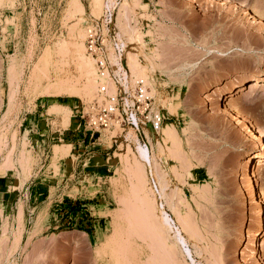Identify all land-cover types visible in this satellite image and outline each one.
<instances>
[{
    "label": "rangeland",
    "instance_id": "374dc122",
    "mask_svg": "<svg viewBox=\"0 0 264 264\" xmlns=\"http://www.w3.org/2000/svg\"><path fill=\"white\" fill-rule=\"evenodd\" d=\"M71 1L0 0V264H264V233L254 236L264 222V80L251 83L264 71V23L251 13L264 15V0H103L98 15L91 0H78L82 11ZM106 2L117 17L125 2L135 51L158 55L156 94L148 89L163 124L147 140L114 128L88 142L78 127L96 91L84 94L73 46L93 64L85 29ZM236 84L226 102L255 140L223 112L218 95ZM257 144L263 157L246 168ZM139 145L150 152L145 194L134 188Z\"/></svg>",
    "mask_w": 264,
    "mask_h": 264
},
{
    "label": "built area",
    "instance_id": "2783aa9c",
    "mask_svg": "<svg viewBox=\"0 0 264 264\" xmlns=\"http://www.w3.org/2000/svg\"><path fill=\"white\" fill-rule=\"evenodd\" d=\"M116 12L104 8L101 16L85 29L86 55L93 61L98 84L94 99L83 108L79 126L87 141L103 130H131L137 139L156 135L163 124L160 111L141 78L131 80L126 51L117 37ZM114 138L119 139V135Z\"/></svg>",
    "mask_w": 264,
    "mask_h": 264
},
{
    "label": "bare ground",
    "instance_id": "6f19581e",
    "mask_svg": "<svg viewBox=\"0 0 264 264\" xmlns=\"http://www.w3.org/2000/svg\"><path fill=\"white\" fill-rule=\"evenodd\" d=\"M92 1V3H93V8H94V11H95V14H97L98 15V13H100V9H101V7H102V5H103V0H91ZM112 0H110V2H111ZM225 0H223V2H224ZM229 1V0H228ZM115 3V2H114ZM113 3V4H114ZM124 3L125 2H123V4H122V6H123V13L121 12L120 14H119V16L117 17L116 16V30H117V37H118V39L119 40H121L124 44H126L127 46H129L130 48H129V52L127 53V66H128V69H129V72H130V76H131V80L133 81V80H135L136 78H141L144 82H145V84L147 85V87H150V88H152V86H153V83H152V81L149 79V72L151 71V70H154L155 68H156V66H157V64L154 62V60H155V58H157L158 57V55L156 54L157 52H153V54H152V52L149 54V55H147V54H143V53H141V51H135V48L136 49H138L137 47H136V45H135V43H137V40L139 41V35H137L136 34V32L134 31V29L132 28V27H130V25H129V23H128V19H127V14H126V4L124 5ZM231 3V2H230ZM71 7H70V5H69V7L70 8H75L77 11H82V9H81V7H80V4H79V2H78V0H72L71 1ZM222 4V3H221ZM106 7L105 8H112V9H115V12H116V15H117V12H118V4H115V6H113V5H109V4H107V2H106ZM227 5V4H226ZM233 5V4H232ZM73 6V7H72ZM223 6V5H222ZM228 6V5H227ZM226 6V7H227ZM230 6V8H231V4L229 5ZM229 6L227 7V8H229ZM232 7H235L234 5L232 6ZM244 8L246 7V6H243ZM237 8V7H236ZM236 8H233V9H236ZM243 8V9H244ZM246 8H248V7H246ZM75 9H73V10H75ZM232 9V8H231ZM232 9V10H233ZM241 9V8H240ZM239 9V10H240ZM75 10V11H76ZM237 10V9H236ZM242 10V9H241ZM240 10V11H241ZM250 11H251V9H249ZM244 11H246L245 9H244ZM252 11H253V9H252ZM69 12V11H68ZM241 12H243V11H241ZM78 13H80V12H78ZM251 13H253V16H255L256 18H258L259 20H261L263 23H264V15L261 13V12H259V11H256V10H254L253 12H251ZM82 14V13H81ZM244 14V13H243ZM245 14H246V12H245ZM244 14V15H245ZM252 17V16H251ZM258 21V20H257ZM256 22V21H255ZM258 24V23H257ZM260 25V24H259ZM261 26V25H260ZM74 34V37H75V39L76 40H79L80 38H81V32L79 31V29H75V31L73 32ZM255 34V33H254ZM137 35V36H136ZM259 36V35H258ZM81 42V41H80ZM81 46L82 45H74L73 46V49H74V53L76 54V56H77V62L79 63V65L81 66V68H82V70L84 71V73H85V75L87 76V85L85 86V88H84V94H86L88 97H91L93 94H94V92L96 91L95 89H94V83H95V77H96V75H95V69H94V67H93V64H91L92 62L90 61L89 62V60L87 61V60H85L84 59V56H83V54H82V52H81ZM84 50H85V47H84ZM86 53V52H85ZM143 55V58H144V61L147 63V66H145V65H143L142 64V62L140 61V59H139V56L140 55ZM80 57V58H79ZM156 61H157V59H156ZM156 65V66H155ZM264 80V71H262V73L261 74H258V76L257 77H254V78H252L251 79V83H254L255 85H256V83H258V82H260V81H263ZM250 84V83H249ZM254 84H251L250 85V88H252L253 86L252 85H254ZM247 85V84H246ZM254 85V86H255ZM241 87V85H238V84H236L235 86H234V89H226V90H224V91H222L221 93H219V99L221 100V101H225L224 102V105L222 106V107H224V109H223V112L225 113V116L227 115V116H229L230 118H232L234 121H236L239 125H241V126H243L244 128H245V131L248 133V135H250L251 137H253L254 139H251V140H255V138L257 139V138H259V137H257V135L255 134V131H254V129H253V127H252V125L251 124H249L248 123V121H247V119H244V117H241V115H240V113H236L234 110H233V106H232V104H229L228 102H226V101H228L226 98H227V96L228 95H230L235 89H238V88H240ZM247 87V86H246ZM153 89V88H152ZM153 91V93H155L156 94V92H155V90L153 89L152 90ZM44 92H47L46 90L44 91ZM214 92V91H213ZM216 94V93H215ZM49 95V94H48ZM216 99H217V97H216ZM216 101V100H215ZM230 102V101H229ZM63 112V111H62ZM223 113V114H224ZM67 115V114H66ZM240 115V116H239ZM255 128V127H254ZM256 129V128H255ZM173 130L171 129V128H168V127H164V128H162L161 129V135H162V137H166L167 139H170L171 138V136H173L172 134H173V132H172ZM259 134H260V131H259ZM258 134V135H259ZM130 135V134H129ZM260 136H262L263 137V135L262 134H260ZM257 141V140H256ZM260 142V141H259ZM258 141H257V143H259ZM258 145V144H257ZM256 148V147H255ZM258 149L256 150V152H254L251 156H249V157H247V160H246V162H245V166H246V168H250L251 166H252V164H253V161H257V162H259L260 160H261V158L263 157V154H262V150H263V146H262V144H259L258 145V147H257ZM152 149H154V148H152ZM154 150H156V149H154ZM157 152H158V149L156 150ZM154 152V151H153ZM156 152V154L158 155V153ZM154 155V154H153ZM156 156V155H155ZM154 157V156H153ZM149 160H150V152H149V150H148V148H146V147H142V146H138L137 147V158L136 159H134L133 161H134V167H135V171H137L135 174L136 175H138L137 177H136V181H137V183H138V187H136V185H135V187L134 188H136V189H138V190H140L141 191V193H146V191H144V183H145V181H144V175L145 174H141V173H145V172H142L141 171V167L140 166H142V164L143 163H150L149 162ZM152 161H153V166L151 167V174L154 176V177H156V179L158 180V183H159V185H160V189H161V193L163 194V196H164V193H165V188H164V184L161 182V180H160V175H159V173H158V166H157V163L155 162L156 160H154V158H152ZM256 163V162H255ZM260 164V163H259ZM131 167V166H130ZM131 169V168H130ZM244 169V168H243ZM129 170V169H128ZM246 170V169H245ZM141 171V172H140ZM131 172V171H130ZM138 172H140V173H138ZM138 173V174H137ZM130 175V174H129ZM132 175V174H131ZM135 175V176H136ZM252 175H253V172H252ZM132 176H134V175H132ZM134 176V177H135ZM133 177V178H134ZM148 177V176H147ZM162 178V177H161ZM246 178H247V174H246ZM253 179V178H252ZM255 182V181H254ZM129 185H131V184H129ZM133 185V184H132ZM251 186V185H250ZM146 188V187H145ZM247 189H248V193L250 192L249 191V188L247 187ZM138 190H136L137 191V194L138 193H140V191H138ZM149 192L151 193V191L149 190ZM251 192L253 193V188H251ZM259 192V191H258ZM256 193V192H255ZM251 195V194H250ZM257 195V194H256ZM144 196V195H143ZM162 196V197H163ZM260 196V195H259ZM250 197V199H252L251 198V196H249ZM248 197V198H249ZM256 197V196H255ZM146 198V197H145ZM258 199V198H257ZM144 200V199H143ZM148 202H150L149 201V199H148ZM254 202H256V199H254ZM249 203V202H248ZM261 203V202H260ZM146 204V203H145ZM150 204V203H149ZM148 204V205H149ZM250 204V206H251V202L249 203ZM255 204H258V203H255ZM140 205H142L143 206V204H141L140 203ZM147 205V206H148ZM142 206H140V207H142ZM150 206V208H149V210H154V206H152V205H149ZM257 206V205H256ZM144 207H145V205H144ZM254 207V206H253ZM258 207V206H257ZM249 209H251L250 207H248ZM140 209V208H139ZM248 209V210H249ZM148 210V211H149ZM254 210V209H253ZM144 211V210H143ZM143 211L142 212H139V213H143ZM258 211V210H257ZM257 211H254V213L255 212H257ZM251 212H253L252 210H251ZM144 214V213H143ZM140 216H142L141 214H139ZM253 215V214H252ZM257 215V214H256ZM256 215H254L253 217L254 218H256ZM262 216V215H261ZM144 218V217H143ZM249 218V217H248ZM247 218V219H248ZM253 218V219H254ZM260 218V217H259ZM263 218V217H262ZM177 219H178V222L180 223V224H182L183 222L181 221V219H180V217H177ZM254 220H256V219H254ZM248 221V220H247ZM251 222V221H250ZM252 222H253V220H252ZM254 222H256V221H254ZM259 222V221H258ZM163 223L165 224V225H167V223H168V218L167 217H164L163 218ZM163 224V225H164ZM183 225V224H182ZM186 225V224H185ZM258 226H259V224H258ZM245 229V228H244ZM182 230V229H181ZM263 233H264V222L263 221H261V227L258 229V231L256 232V234L254 235L255 237H260V236H262L263 235ZM242 234V233H241ZM245 235V234H244ZM242 236V235H241ZM253 238V237H252ZM252 238H251V240H252ZM261 238V237H260ZM262 239V238H261ZM250 242V241H249ZM249 242L247 243V245L249 244ZM256 242V241H255ZM253 240L250 242V244H249V250L251 251V253H252V255L253 254H255V256H258V253L256 252V245H254V243H255ZM259 251V250H258ZM261 255V254H260ZM254 258V257H253ZM260 258H261V256H260ZM255 262H256V259L254 260ZM259 262V261H258ZM256 264V263H255ZM262 264H263V262H262Z\"/></svg>",
    "mask_w": 264,
    "mask_h": 264
},
{
    "label": "crops",
    "instance_id": "0c3cea01",
    "mask_svg": "<svg viewBox=\"0 0 264 264\" xmlns=\"http://www.w3.org/2000/svg\"><path fill=\"white\" fill-rule=\"evenodd\" d=\"M70 137L72 138L71 140L74 143V147L70 150V153L73 154L75 157H77L79 156V132L77 131L72 132ZM90 144H94V143H90Z\"/></svg>",
    "mask_w": 264,
    "mask_h": 264
}]
</instances>
